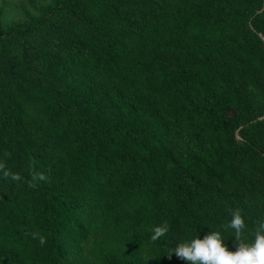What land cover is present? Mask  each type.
Masks as SVG:
<instances>
[{"label":"trees","instance_id":"trees-1","mask_svg":"<svg viewBox=\"0 0 264 264\" xmlns=\"http://www.w3.org/2000/svg\"><path fill=\"white\" fill-rule=\"evenodd\" d=\"M1 19L0 264H188L167 254L197 234L235 250L233 209L251 241L264 0H49Z\"/></svg>","mask_w":264,"mask_h":264},{"label":"clouds","instance_id":"clouds-1","mask_svg":"<svg viewBox=\"0 0 264 264\" xmlns=\"http://www.w3.org/2000/svg\"><path fill=\"white\" fill-rule=\"evenodd\" d=\"M230 217L225 227L234 232V251L229 250L221 231L211 230L203 238L197 234L178 243L167 258L171 260L174 253L188 264H264V219L258 221L251 241L245 242L242 237L247 224L241 210H230ZM151 231V239L156 241L166 235L168 225H157Z\"/></svg>","mask_w":264,"mask_h":264},{"label":"rangeland","instance_id":"rangeland-1","mask_svg":"<svg viewBox=\"0 0 264 264\" xmlns=\"http://www.w3.org/2000/svg\"><path fill=\"white\" fill-rule=\"evenodd\" d=\"M47 3L49 0H0L2 23L9 25L12 22L22 21L27 13L35 14V7Z\"/></svg>","mask_w":264,"mask_h":264}]
</instances>
